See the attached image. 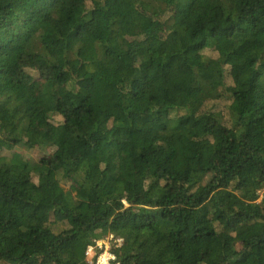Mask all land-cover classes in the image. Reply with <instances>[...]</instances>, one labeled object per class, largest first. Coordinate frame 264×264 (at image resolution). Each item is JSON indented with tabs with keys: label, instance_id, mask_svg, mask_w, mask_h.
I'll list each match as a JSON object with an SVG mask.
<instances>
[{
	"label": "trees",
	"instance_id": "obj_1",
	"mask_svg": "<svg viewBox=\"0 0 264 264\" xmlns=\"http://www.w3.org/2000/svg\"><path fill=\"white\" fill-rule=\"evenodd\" d=\"M16 146L0 264H264V0H0Z\"/></svg>",
	"mask_w": 264,
	"mask_h": 264
},
{
	"label": "rangeland",
	"instance_id": "obj_2",
	"mask_svg": "<svg viewBox=\"0 0 264 264\" xmlns=\"http://www.w3.org/2000/svg\"><path fill=\"white\" fill-rule=\"evenodd\" d=\"M33 74L36 75V73L34 72ZM230 101L226 98H223L221 100H218L216 103H210L209 107H212L213 109H215L216 111H219L220 115L222 116L223 120L226 123H229V110H228V105H229ZM14 151H17L19 153H22L24 156L26 157H31L33 159H39L42 155L43 152L41 150H39L38 148H27L24 146H16L14 149H5V148H1L0 149V155H5V156H11L13 154ZM68 185H65L66 188H68ZM261 199V198H260ZM116 243V240L114 238H112L110 235L106 236L102 239H99L97 241V245L99 248H102L101 253L97 256L98 262L99 264H107L106 260H107V256L108 253L112 254L111 248H112V244ZM95 248L92 250V252L89 254V261L91 263H93L94 259H93V255L95 254ZM112 264V263H111Z\"/></svg>",
	"mask_w": 264,
	"mask_h": 264
},
{
	"label": "built area",
	"instance_id": "obj_3",
	"mask_svg": "<svg viewBox=\"0 0 264 264\" xmlns=\"http://www.w3.org/2000/svg\"><path fill=\"white\" fill-rule=\"evenodd\" d=\"M259 193H260V198L263 197V195H264V187L259 191ZM111 237L113 238V235H111ZM116 241L118 242V244L121 243V239H116ZM93 249H94V247L92 245H90L88 247L87 251H86L87 255H89L92 252ZM114 258H115V256L113 254L108 253L107 260H106L107 262L106 263L107 264H111L112 260ZM95 264H99L98 259H96Z\"/></svg>",
	"mask_w": 264,
	"mask_h": 264
}]
</instances>
